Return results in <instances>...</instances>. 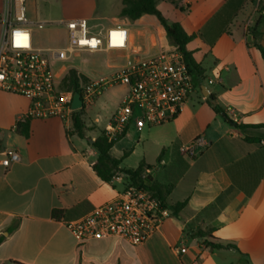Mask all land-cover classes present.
Instances as JSON below:
<instances>
[{
	"label": "crops",
	"instance_id": "crops-1",
	"mask_svg": "<svg viewBox=\"0 0 264 264\" xmlns=\"http://www.w3.org/2000/svg\"><path fill=\"white\" fill-rule=\"evenodd\" d=\"M53 1L61 11L57 16L27 9L32 34L38 23L68 33L62 23L77 19H86L96 36L121 25L128 31V48L102 50L124 59L121 69L133 58L155 56L172 47L155 16L136 21L121 17L123 0ZM4 5L5 0H0V9ZM262 5L264 0H157L163 16L192 37L188 49L206 71L209 96H201L203 87H197L176 120L147 131L131 126L111 150L121 159L127 152L137 154L142 144L146 165L162 155L159 165L165 173L159 174V180L151 173L148 177L173 185L168 205L187 203L179 217L166 218L160 231L142 246L117 238L80 245L65 225L115 199L127 185L126 180L105 183L97 176L92 166L98 154L91 146L106 132L127 88L119 86L123 93L111 97V106L103 105L110 111L104 128L97 125L100 118L89 123L91 108L86 111V139L70 135L59 118L32 119L29 137L17 134L16 124L29 111L30 101L0 90V155L10 150L20 154V161L9 168L0 166V264H239L241 254L250 264H264V128L238 127L264 125V58L252 34ZM70 70L55 74L60 87ZM209 79L215 83L210 85ZM211 96L230 120L231 111L236 114L238 122L218 115L210 105ZM94 133L97 136L92 137ZM198 137L206 146L197 157L180 152ZM54 210L66 211L65 217L56 220ZM187 226L214 228L219 243L238 250L206 249L185 234ZM176 248L186 253L178 254Z\"/></svg>",
	"mask_w": 264,
	"mask_h": 264
},
{
	"label": "built area",
	"instance_id": "built-area-1",
	"mask_svg": "<svg viewBox=\"0 0 264 264\" xmlns=\"http://www.w3.org/2000/svg\"><path fill=\"white\" fill-rule=\"evenodd\" d=\"M30 24L26 0H5L4 10L0 9V90L29 99L30 108L24 118H59L70 133L75 112L90 109L108 88L125 86L127 95L106 129L109 140L113 141L126 134L131 126L142 131L176 120L197 91L184 55L174 46L155 56L133 58L107 79H80L78 92L63 90L52 69V59L65 62L82 51L125 50L128 31L117 25L105 35L96 36L90 33L86 19L70 20L62 23L68 31L67 47L41 51L34 46ZM47 26V23L37 24L40 30ZM208 83L215 81L209 79ZM77 93L81 95L80 110L72 106ZM230 118L238 122L232 111ZM205 146L204 138L198 137L181 147L180 152L195 158ZM18 161L17 151L0 155L2 167L9 168ZM150 173L147 170L143 177L148 178ZM114 179L122 181L125 176ZM171 215L170 208L154 192L128 183L115 199L79 219L66 221L65 225L80 245L117 238L138 247L150 241ZM175 250L178 254L186 253L184 248Z\"/></svg>",
	"mask_w": 264,
	"mask_h": 264
},
{
	"label": "trees",
	"instance_id": "trees-1",
	"mask_svg": "<svg viewBox=\"0 0 264 264\" xmlns=\"http://www.w3.org/2000/svg\"><path fill=\"white\" fill-rule=\"evenodd\" d=\"M261 15L259 16L254 28L252 29V34L254 37V44L260 50L264 58V46L262 42L264 41V33L262 29L264 28V5L261 6ZM145 15L155 16L160 24L166 31L167 39L170 45L177 48L181 52L187 62L190 72L193 75L194 83L196 87L205 86V81L207 79L206 71L203 69L194 59V54L188 49L189 44L192 42V37L188 35L185 29L178 23H170L163 14L159 11L157 7V0H123V9L121 12V17L128 18L131 21H136ZM88 79L79 74L76 70L71 69L62 81L61 89L63 90H74L79 91V80ZM210 105L212 109L218 114L231 121L228 117L227 112L215 103V97H210ZM86 114L85 109L77 111L73 116V129L69 133L72 136H78L81 139H86L87 127L84 121V116ZM31 118H22L16 124L17 134L24 136L26 138L30 135L31 128ZM238 126V125H237ZM240 129L251 128V129H261L264 125H253V126H238ZM125 135V134H124ZM123 137L120 136L119 138ZM117 140L110 141L107 133L102 131L98 138L91 144V146L96 150L98 158L93 164V170L97 176L105 183H111L115 177L119 175H124L127 184L137 185L151 190L155 193L166 206H168L172 212V215L178 216L182 210L186 207L187 203H177L174 205H168V199L173 191V185H163L156 181H148L147 178L143 177V173L147 169H152L151 166L141 163L137 169H125L122 168V163L124 159L129 155L125 153L124 157L121 159L115 158L111 155V150L118 142ZM2 152V141L0 140V153ZM162 155L158 159V163L161 162ZM66 211L54 210L53 217L56 220H61L65 217ZM215 229H193L187 226L185 229V234L191 238L198 239L201 245L206 249L211 251L231 249L234 248L238 250L235 246L231 244H222L217 241L213 236ZM241 254V253H240ZM239 264H250L248 256L241 254V260Z\"/></svg>",
	"mask_w": 264,
	"mask_h": 264
},
{
	"label": "rangeland",
	"instance_id": "rangeland-1",
	"mask_svg": "<svg viewBox=\"0 0 264 264\" xmlns=\"http://www.w3.org/2000/svg\"><path fill=\"white\" fill-rule=\"evenodd\" d=\"M26 6L27 9L30 10V12L36 9L39 15L46 12L49 15L57 16L61 12L60 8L55 5L53 0H28L26 2ZM33 39L35 47H40L43 49H58L67 45L68 33L64 29L56 25L47 26L44 30H40L37 27H34ZM51 64L54 74H59L64 69H75L85 75L87 79L99 80L101 78L107 79L114 73L118 72L121 67L126 64V61L124 59L119 58L116 53L107 51H97L80 52L75 56L71 57L68 61L60 62L52 60ZM207 86L209 87V85ZM123 91L124 88H121L119 86H116L114 89H108L104 93V96L101 97V101L91 107L87 116V121L91 123L94 122L96 118H100L101 122L97 125L100 128H104L106 126L105 116H108L110 111L105 109L103 105L106 104L108 105V107L111 106V97H117L118 95L122 94ZM200 94L201 96L204 95L202 92H200ZM88 122L86 123L89 125ZM148 129L150 128H145L144 131H147ZM91 136H97V133H94ZM142 140V142H145L144 137ZM83 143L85 146H87L88 140H84ZM141 149L142 144L137 148V154H130L124 160L123 166L125 168L137 169L140 163L145 160ZM117 150L118 147L115 149V154H118ZM148 160H151V157H149ZM149 166L152 167L151 175L153 178H156V180H159V174L165 173L164 168L160 167L157 161L150 163ZM119 188L123 189L124 186L119 185Z\"/></svg>",
	"mask_w": 264,
	"mask_h": 264
},
{
	"label": "water",
	"instance_id": "water-1",
	"mask_svg": "<svg viewBox=\"0 0 264 264\" xmlns=\"http://www.w3.org/2000/svg\"><path fill=\"white\" fill-rule=\"evenodd\" d=\"M262 33H264V28L262 29ZM262 45L264 46V41L262 42ZM203 94L206 97L209 96V91H208V88L206 86H203ZM72 106L75 110H80L82 108L81 95L79 93L75 94ZM147 180L152 182L153 178L148 177Z\"/></svg>",
	"mask_w": 264,
	"mask_h": 264
}]
</instances>
